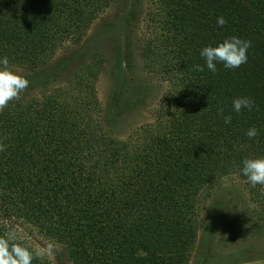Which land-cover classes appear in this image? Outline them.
<instances>
[{
  "label": "trees",
  "instance_id": "1",
  "mask_svg": "<svg viewBox=\"0 0 264 264\" xmlns=\"http://www.w3.org/2000/svg\"><path fill=\"white\" fill-rule=\"evenodd\" d=\"M154 3L155 42H143L142 54L167 76L173 96L161 121L170 128L154 152L132 158L128 143L106 142L62 111L24 116L19 103L0 111L3 218L12 222L21 213L63 243L83 239L82 264H181L208 189L222 175H241L243 159L264 156V0ZM97 4L0 0V57L9 58L10 69L44 65L65 35L90 24ZM230 36L251 42L245 64L193 70L204 65L202 47ZM240 96L254 101L251 110H232ZM251 127L258 130L253 139L245 135ZM9 230L0 225V264H47Z\"/></svg>",
  "mask_w": 264,
  "mask_h": 264
},
{
  "label": "rangeland",
  "instance_id": "2",
  "mask_svg": "<svg viewBox=\"0 0 264 264\" xmlns=\"http://www.w3.org/2000/svg\"><path fill=\"white\" fill-rule=\"evenodd\" d=\"M93 1L98 4L90 24L65 35L44 65L11 66L28 87L0 111L16 103L24 116L62 111L95 127L106 142L128 143L131 157L139 158L145 149L154 152L170 128L161 122L173 100L170 82L142 54L143 42H155L156 6L154 0ZM201 202L196 239L181 264H264V186L253 187L237 173L222 175ZM18 215L12 223L0 211V225L47 264H82L83 239L63 243L36 219Z\"/></svg>",
  "mask_w": 264,
  "mask_h": 264
},
{
  "label": "clouds",
  "instance_id": "3",
  "mask_svg": "<svg viewBox=\"0 0 264 264\" xmlns=\"http://www.w3.org/2000/svg\"><path fill=\"white\" fill-rule=\"evenodd\" d=\"M217 26L223 27L226 24L222 16L217 17ZM251 42L243 40L237 36L226 37L215 45H206L200 49L199 55L204 60V65H195L194 71H203L204 67L208 71L215 73L217 64H222L225 69H236L245 64L248 59V49ZM28 87V81L23 76L12 71L9 67V58L0 57V107H3L8 101L17 97L24 89ZM254 101L246 96L233 98L232 110L240 113L242 109L251 110ZM223 111L222 109L220 110ZM224 123H231V115L224 116ZM245 135L253 139L258 135L255 127L249 128ZM2 150V149H0ZM241 175L253 187L257 185L264 186V156L249 157L241 161Z\"/></svg>",
  "mask_w": 264,
  "mask_h": 264
}]
</instances>
